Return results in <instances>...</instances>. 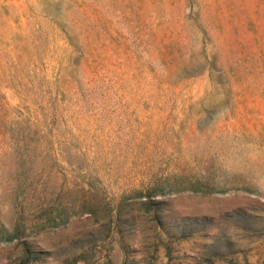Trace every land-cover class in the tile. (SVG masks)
I'll return each instance as SVG.
<instances>
[{"label": "rangeland", "instance_id": "374dc122", "mask_svg": "<svg viewBox=\"0 0 264 264\" xmlns=\"http://www.w3.org/2000/svg\"><path fill=\"white\" fill-rule=\"evenodd\" d=\"M264 0H0V264H264Z\"/></svg>", "mask_w": 264, "mask_h": 264}, {"label": "clouds", "instance_id": "9594fccd", "mask_svg": "<svg viewBox=\"0 0 264 264\" xmlns=\"http://www.w3.org/2000/svg\"><path fill=\"white\" fill-rule=\"evenodd\" d=\"M256 184L260 190L264 191V176L257 178Z\"/></svg>", "mask_w": 264, "mask_h": 264}]
</instances>
